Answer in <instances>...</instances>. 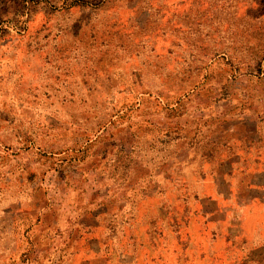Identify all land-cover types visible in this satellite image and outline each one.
<instances>
[{
	"label": "rangeland",
	"instance_id": "rangeland-1",
	"mask_svg": "<svg viewBox=\"0 0 264 264\" xmlns=\"http://www.w3.org/2000/svg\"><path fill=\"white\" fill-rule=\"evenodd\" d=\"M0 264H264V0H0Z\"/></svg>",
	"mask_w": 264,
	"mask_h": 264
}]
</instances>
